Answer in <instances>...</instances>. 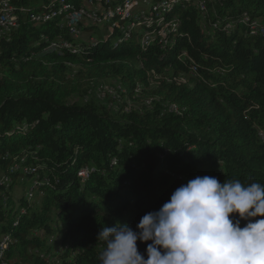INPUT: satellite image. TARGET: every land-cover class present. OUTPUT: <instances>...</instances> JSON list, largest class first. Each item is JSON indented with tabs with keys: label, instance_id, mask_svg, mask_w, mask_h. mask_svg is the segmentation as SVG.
Returning a JSON list of instances; mask_svg holds the SVG:
<instances>
[{
	"label": "trees",
	"instance_id": "trees-1",
	"mask_svg": "<svg viewBox=\"0 0 264 264\" xmlns=\"http://www.w3.org/2000/svg\"><path fill=\"white\" fill-rule=\"evenodd\" d=\"M7 2L0 264H100L102 227L138 231L196 176L264 184V0H103L77 37L62 6L84 0Z\"/></svg>",
	"mask_w": 264,
	"mask_h": 264
},
{
	"label": "clouds",
	"instance_id": "clouds-1",
	"mask_svg": "<svg viewBox=\"0 0 264 264\" xmlns=\"http://www.w3.org/2000/svg\"><path fill=\"white\" fill-rule=\"evenodd\" d=\"M136 228L102 227L100 264H264V184L196 176ZM137 240L151 241L147 258Z\"/></svg>",
	"mask_w": 264,
	"mask_h": 264
},
{
	"label": "built area",
	"instance_id": "built-area-1",
	"mask_svg": "<svg viewBox=\"0 0 264 264\" xmlns=\"http://www.w3.org/2000/svg\"><path fill=\"white\" fill-rule=\"evenodd\" d=\"M103 3V0H84V6L82 7H94L96 8V15L94 16H82L80 14L78 15H71L68 18H65L64 21H60L64 24L72 25V28L74 29V32H80V25L81 23H85V21H97L98 22V4ZM142 15V14H141ZM140 15H137L139 18ZM12 17H15L14 14H7V0H2V7H1V14H0V33L1 32H7V29L10 28L12 25ZM174 25L173 19L169 21V27ZM80 36L82 37L83 34L80 33ZM89 37V36H88ZM89 40L91 41L92 38L89 37ZM144 40H152V38H148L147 36H144ZM31 169V168H30ZM86 170H91L89 167H87ZM31 171H33L31 169ZM37 233V232H36ZM60 247L57 248L59 250ZM52 260L56 262V256L52 257Z\"/></svg>",
	"mask_w": 264,
	"mask_h": 264
},
{
	"label": "bare ground",
	"instance_id": "bare-ground-1",
	"mask_svg": "<svg viewBox=\"0 0 264 264\" xmlns=\"http://www.w3.org/2000/svg\"><path fill=\"white\" fill-rule=\"evenodd\" d=\"M105 2V1H104ZM106 3H108V2H106ZM71 5V4H70ZM70 5H68L67 3L66 4H64L63 6H62V10H69L68 12L66 11L65 13H67L66 14V18H68L69 16H71V15H78V14H80V15H82V16H94V15H96L94 12H91V13H89V12H85V10H83V9H79V10H76V9H73V7H71ZM129 5H130V0H125V2H124V7L125 8H127V7H129ZM113 7V6H112ZM80 8V7H79ZM114 8V7H113ZM85 9V8H84ZM108 9V8H107ZM122 8H117L115 11L116 12H118V13H123V10H121ZM61 10V11H62ZM57 11V10H56ZM55 12V11H54ZM7 14H12V7L8 4V2H7ZM114 14V11H112V10H107L106 12H105V14H104V16H106V17H113L112 15ZM41 18V17H40ZM38 20V19H37ZM104 20V19H103ZM137 21V20H136ZM15 22H16V17H12V25H15ZM139 23V22H138ZM149 23V22H148ZM134 25H136V24H134ZM257 25V24H256ZM68 26L71 28V33L75 36V37H77L79 34H78V32H74V29L72 28V25H69L68 24ZM132 26V25H131ZM130 28V27H129ZM263 28V27H262ZM255 32V31H254ZM260 32V31H259ZM145 42V41H144ZM146 42H147V40H146ZM61 44V43H60ZM64 45L66 44V43H63ZM62 45V44H61ZM54 47V46H53ZM57 48H59V47H57ZM71 49V48H70ZM75 51H76V49H75ZM14 169V168H13ZM4 177V175L2 176V178H1V180H0V184L3 182V181H5V178H3ZM8 181V180H7ZM6 181V182H7ZM4 185V184H3ZM2 186V185H1ZM9 236L8 235H5V234H0V257L2 256V254H3V251H4V249L7 247V245H8V242H9ZM9 246V245H8ZM2 261V260H1ZM2 263H3V261H2ZM6 264V263H5Z\"/></svg>",
	"mask_w": 264,
	"mask_h": 264
},
{
	"label": "rangeland",
	"instance_id": "rangeland-1",
	"mask_svg": "<svg viewBox=\"0 0 264 264\" xmlns=\"http://www.w3.org/2000/svg\"><path fill=\"white\" fill-rule=\"evenodd\" d=\"M134 9H136V7ZM88 36H89V33L88 32H84L82 37H83L84 40H86L88 38ZM99 84L100 83L97 82L96 86H98ZM115 85H116V83H114V82L103 83L102 85H100V86H102V88L100 89V92L97 90V87L95 86L96 87V91H95L96 95L95 96H96V99H97L96 101L98 103H100V104L102 103V104H106L108 106H112L111 104L113 102H111V100L112 99H116L115 97L117 96V94H115V93L113 94ZM107 88H109L108 91H107ZM110 88H112L111 91H109ZM1 178H2V174H0V180H1ZM14 190H15V197H17V196L22 194L21 188L15 186ZM25 190L26 191L28 190L27 186H25ZM57 248H58V246H57Z\"/></svg>",
	"mask_w": 264,
	"mask_h": 264
}]
</instances>
